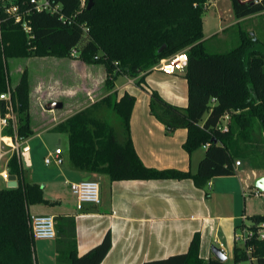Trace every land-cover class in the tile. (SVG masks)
I'll use <instances>...</instances> for the list:
<instances>
[{"label":"trees","instance_id":"obj_1","mask_svg":"<svg viewBox=\"0 0 264 264\" xmlns=\"http://www.w3.org/2000/svg\"><path fill=\"white\" fill-rule=\"evenodd\" d=\"M89 1L51 0L60 7L59 13H51L37 11L32 0H14L6 6L5 0H0V94L10 92L14 111L19 113L18 127L15 129L9 119L5 135L27 140L36 133L27 72L12 86L9 59L74 56L104 64L107 88L100 100L52 128L67 134L69 159L75 170L103 173L112 181L191 178L203 187L214 177L234 174L236 161H249L254 168L264 169V41L244 29L237 46L226 52L207 50L203 16L211 0H94L88 8ZM231 3L239 20L264 15V0ZM9 7H17L22 21H17ZM25 20L31 26L30 35L23 29ZM185 51L188 106L169 103L154 90L150 107L168 133L180 127L188 130L184 148L189 154L209 144L195 173L144 163L131 134L135 97L128 92L119 96L114 91L121 75L137 78L141 84L158 62ZM1 107L6 114L4 100ZM228 113V130L223 131L218 125ZM114 122L122 126V140ZM20 157L14 153L8 164L9 174L16 176L19 185L0 188V264H39L29 207L57 202L44 197L40 183L24 178ZM250 221L249 227L257 229L264 222V214H255ZM56 229L58 264H100L112 247V233L108 231L102 242L80 255L73 216L56 221ZM200 244V233H196L187 252L142 264H225L215 256L205 261L200 256ZM234 247L233 264L248 262L250 256L253 264H264V239L254 235Z\"/></svg>","mask_w":264,"mask_h":264},{"label":"crops","instance_id":"obj_2","mask_svg":"<svg viewBox=\"0 0 264 264\" xmlns=\"http://www.w3.org/2000/svg\"><path fill=\"white\" fill-rule=\"evenodd\" d=\"M220 19L221 22H225L221 17ZM65 61L74 65L80 63L71 58ZM155 70L160 69L154 68L145 78ZM185 73L186 70L184 75ZM104 76L106 77V73ZM128 78L130 83L137 81V78ZM116 82L114 91L121 96L123 93L120 92ZM100 87L103 88L101 90L105 89V86L101 85L98 89ZM77 89L82 92L77 93L76 97H80L81 100L76 110L73 109L63 115L60 112L66 106L64 102L62 109L45 108L51 118L45 121L46 126L41 125L39 129L35 126L40 122L34 124L37 133L27 139L28 143L36 134L52 131L57 123L96 101L88 102L85 97L93 90L91 81L87 77ZM106 92L107 88L103 95L107 94ZM42 94L44 99L49 95V93ZM137 94H140L138 99H143V104L142 102H139L140 105L136 104L130 122L132 140L140 158L150 167L177 168L195 173L207 148L200 147L189 154L184 148L188 130L180 127L168 133L166 125L151 112L150 96L142 91ZM61 97L63 96L53 93L48 102H62ZM1 102L2 100H0V117L3 114ZM9 119L10 124L16 129L14 112ZM55 136L57 144L48 148L46 154L56 147H61L64 165L35 162L31 155L33 148L28 152H22L24 159L22 153L20 154L24 178L40 183L44 189V197L57 201L54 204H32L29 213L54 215L56 221L66 216L75 217L77 251L80 255H84L102 242L110 231L112 247L100 264H142L145 261L187 252L196 233H200L201 236L200 256L208 262L215 256L212 252L213 242H217L218 247L226 255L231 253L232 248L235 249V235L247 226L246 221L255 214H264V198L258 195V190L254 186L255 180L264 176V169L254 168L249 161H243L241 166L235 167L234 174L214 177L203 187L196 185L191 178L112 181L103 173L75 170L68 156L67 134L58 133ZM65 142L66 146L63 148L61 144ZM7 164L9 163L4 161L1 169L8 170ZM87 177L99 182L101 203L85 202L80 207L77 196L72 193L71 183L82 181ZM7 183L5 181L4 186H7ZM4 186L0 184V188ZM34 251L39 264H58L57 238L36 240Z\"/></svg>","mask_w":264,"mask_h":264},{"label":"rangeland","instance_id":"obj_3","mask_svg":"<svg viewBox=\"0 0 264 264\" xmlns=\"http://www.w3.org/2000/svg\"><path fill=\"white\" fill-rule=\"evenodd\" d=\"M13 1L14 0H5V6L8 3H13ZM220 17L225 22H221ZM203 21L206 36L204 37L206 40L205 46L210 52H226V50L237 46L240 43L241 30L244 29L248 33L258 37L261 41H264V15L249 16L239 20L232 9L231 0H211V4L205 9ZM218 29L221 30L216 31ZM70 58L78 60L80 63H76L75 65L71 62L65 63V60L68 59L69 61ZM157 64H159V62ZM9 70L12 85H16L20 81L24 72H27L31 121L33 124L36 122L38 123V121L40 122L35 126L36 129H39L41 125L42 127L46 126L45 121L51 118L45 108L46 105L50 103L48 100H50L53 93L63 96L61 97V99H63L61 103L64 102L66 106L60 113L64 115L71 112L80 104V97H76L78 96L77 93L80 92L77 87L81 85V82L85 77L91 81V88L93 89L85 96L88 102H91L90 100H100V98L104 96L103 94L106 90V77L104 76L106 73L105 65L100 62H87L81 57H58L53 55L40 57L33 55L26 58H11L9 59ZM183 75L184 71H181V73H169L164 70H155L151 75L146 77L145 81L141 84L137 83L138 81H136V83H130L129 78L124 75H121L117 79L116 84L120 87V92L123 94L128 92L135 97V104H139V102H142L143 104V99H138L140 98V94L137 93L140 91L148 94L151 99L152 91L157 90L167 102L174 103L181 107H187L189 104V84H187L185 75ZM148 81L153 86L149 85ZM99 85L103 87L105 86V89L101 90L103 89L101 87L98 89ZM42 93H49V95L44 99ZM14 114L15 125L17 128L19 123V113L14 111ZM114 123L117 137L119 140H122V126L119 122ZM55 135H58V133L46 131L40 135L36 134L29 139L31 148H33L31 155L34 157L35 162L37 161L41 164H45L44 155L46 154V151L48 148L55 147L57 144ZM65 144L66 142L62 143L61 146L64 148L66 146ZM66 149L67 148H65V150ZM22 159H24L23 153ZM0 184L3 186L5 184V181L2 178H0ZM250 224L251 221L247 220L246 225L250 226ZM240 232L242 231L240 230ZM213 244L217 246L219 245L217 242H213ZM227 256L228 259L225 261V264H232L234 262V248H232L231 253H228ZM249 263L250 261L242 264Z\"/></svg>","mask_w":264,"mask_h":264},{"label":"built area","instance_id":"obj_4","mask_svg":"<svg viewBox=\"0 0 264 264\" xmlns=\"http://www.w3.org/2000/svg\"><path fill=\"white\" fill-rule=\"evenodd\" d=\"M255 3L261 2V0H252ZM32 3L35 6L37 11L47 10L51 13H59V5H54L51 0H32ZM15 13L17 21H22V16L17 14V7H9L7 9ZM61 18H64V15H61ZM23 29L27 34H31V26L27 20L23 22ZM73 54H77V51L74 49ZM188 65V54L187 52H179L177 54L171 55L169 58L162 59L159 64L154 66L160 70H164L169 73H177L187 70ZM0 100L6 102V114H2L0 117V178L8 182L10 176L7 169H1L2 163L5 161L9 163L10 157L14 153L20 155L22 152H28L31 149L30 143L28 140L19 139L17 136L13 137L11 135L7 136L4 134L5 129L9 126V117L14 112V107L11 99V93H2L0 94ZM229 113L224 115L221 118L219 123V128L223 131L228 130V120ZM209 144H206L207 148ZM46 164H55L57 166H62L65 164L63 150L61 147H56L54 150L50 151L46 158L44 159ZM243 162L236 161L235 167L241 166ZM8 165V164H7ZM72 193L77 196L79 201V206L81 207L85 202L100 204V184L98 181L88 178L83 179L79 182L71 183ZM258 195H261L264 198V192H258ZM31 216V226L32 232L36 240H48L55 239L58 235L56 230V218L54 215H30ZM242 232H238L235 235V241L241 243L242 245L249 240L250 237L256 235L260 239H264V222H261L257 229L250 228L249 226H244ZM248 254H251V247L247 249ZM250 263L253 264L254 260L250 256Z\"/></svg>","mask_w":264,"mask_h":264},{"label":"water","instance_id":"obj_5","mask_svg":"<svg viewBox=\"0 0 264 264\" xmlns=\"http://www.w3.org/2000/svg\"><path fill=\"white\" fill-rule=\"evenodd\" d=\"M93 2H94V0L89 1L88 8H90L93 5ZM164 49H165V45L160 48V51L162 52V51H164ZM62 108H63V103L56 102V101L50 102L46 105V109H48V110L62 109ZM88 178H90V177H87L86 179H88ZM8 180H9L7 183L8 188H11V187L14 188V187H17L19 185L18 179L16 178V176L14 174H10ZM254 186L259 192H264V176L258 177L254 182ZM212 252L214 253L215 257L217 259H219L220 261L224 262L227 260V255L218 246L213 245Z\"/></svg>","mask_w":264,"mask_h":264}]
</instances>
